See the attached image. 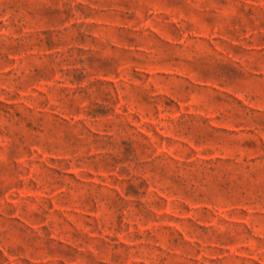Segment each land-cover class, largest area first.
Masks as SVG:
<instances>
[{
  "label": "rangeland",
  "instance_id": "374dc122",
  "mask_svg": "<svg viewBox=\"0 0 264 264\" xmlns=\"http://www.w3.org/2000/svg\"><path fill=\"white\" fill-rule=\"evenodd\" d=\"M0 264H264V0H0Z\"/></svg>",
  "mask_w": 264,
  "mask_h": 264
}]
</instances>
